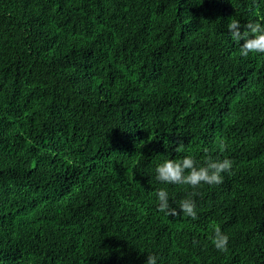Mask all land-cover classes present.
<instances>
[{
    "label": "trees",
    "instance_id": "1",
    "mask_svg": "<svg viewBox=\"0 0 264 264\" xmlns=\"http://www.w3.org/2000/svg\"><path fill=\"white\" fill-rule=\"evenodd\" d=\"M231 19L264 0H0V264H264V54ZM206 155L222 184L155 179Z\"/></svg>",
    "mask_w": 264,
    "mask_h": 264
},
{
    "label": "clouds",
    "instance_id": "2",
    "mask_svg": "<svg viewBox=\"0 0 264 264\" xmlns=\"http://www.w3.org/2000/svg\"><path fill=\"white\" fill-rule=\"evenodd\" d=\"M255 3V0H254ZM227 29L231 39L240 43V55L247 58L249 54H264V22L255 21L241 25L236 19H231L227 24ZM243 29V31L241 30ZM179 145L175 151H179ZM221 151L227 150V145L222 141ZM207 153V149L204 150ZM233 161L229 158L213 159L206 155L203 164H199L192 156H186L182 160L166 159L157 165L155 179L164 184L188 185L192 189H198L202 185L215 186L224 181V173L232 174ZM158 197V211L166 216L177 217L183 214L193 220L198 218L197 205L194 196L198 195L193 191L188 197L179 202V206L173 207L169 202V193L165 189H160L156 193ZM214 247L220 252L228 250L229 237L223 233L220 227H215L214 235L211 238ZM195 243V241H194ZM146 264H157V256L148 254Z\"/></svg>",
    "mask_w": 264,
    "mask_h": 264
}]
</instances>
